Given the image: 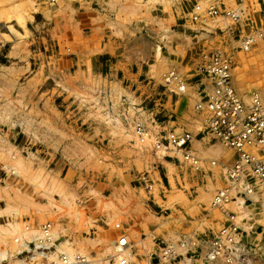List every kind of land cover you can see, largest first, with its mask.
I'll return each instance as SVG.
<instances>
[{"label": "rangeland", "instance_id": "374dc122", "mask_svg": "<svg viewBox=\"0 0 264 264\" xmlns=\"http://www.w3.org/2000/svg\"><path fill=\"white\" fill-rule=\"evenodd\" d=\"M172 1L176 0H111L117 9L111 30L121 43L112 46L111 58L94 66V61H77L96 53L83 37L92 38L96 24L89 19L85 28L79 21L78 6L88 0H59L54 6L45 0H0V32L7 33V26L11 34L2 39L14 49L22 47L26 59L45 53L40 14H51L54 57L48 76L52 81L47 83L39 60L36 65L26 62L27 74L16 81L7 79V73L0 76V253L10 256L0 264H46L43 258L30 260L29 249L21 247L22 243L28 247L45 224L57 235L52 244L69 243L57 252L99 258L113 254L119 225L129 235L131 262L158 264L159 247L178 245L184 237L197 244L206 242L231 213L241 228L244 248L233 264H264V194L257 190L249 197L238 185L223 209L213 208L214 198L228 185L226 168L234 164L236 154L202 137L194 101L185 96L189 89L179 93L164 81L172 70L161 58L160 46L166 39L173 45L176 38L171 29ZM201 1L199 6L207 8L217 3ZM225 4L228 10L244 11L246 19L264 15V0H225ZM179 6L191 21L199 14L193 12L194 0H180ZM29 20L32 25L25 28ZM218 20L206 21L208 37L216 39L199 43L192 49L193 58L204 50L208 53L203 59L221 50V37L230 40L228 25ZM218 27L227 37L215 33ZM9 46L0 48V69L13 78L15 65L4 59ZM262 49L257 53L254 48L244 67L238 66L235 80L248 81L250 87L257 79L264 81L255 64L256 58L264 57ZM153 52L158 55L155 60ZM113 59L132 64V71L140 74L138 80L118 76L119 86L110 83ZM137 126L146 129L145 137L137 133ZM173 131L192 136L197 167L169 147L156 148ZM127 176L132 183L126 184ZM143 176L150 187L141 181ZM174 263L228 264L206 261L200 249L182 253Z\"/></svg>", "mask_w": 264, "mask_h": 264}, {"label": "built area", "instance_id": "2783aa9c", "mask_svg": "<svg viewBox=\"0 0 264 264\" xmlns=\"http://www.w3.org/2000/svg\"><path fill=\"white\" fill-rule=\"evenodd\" d=\"M59 0H45V3L54 6ZM197 0H194L193 12L199 10ZM243 11L218 10L211 8L205 17L193 15L192 21L206 22L210 18H218L228 25L230 44H237V49L243 53H250L254 46L264 42V32L254 29L247 37L240 36ZM234 48L230 52L216 50L209 54L204 63L193 72L191 80L183 81L175 71L165 76V83L177 92L184 93L187 88L197 87L198 100L194 110L201 121L200 134L208 137L215 143L221 144L236 154V160L231 167L226 168L227 187L220 191L213 201V208L223 209L238 185L243 186L244 195L254 196L256 191L264 194V84L245 89L234 85V72L239 64L233 61ZM137 133L146 136V129L137 126ZM199 134V135H200ZM159 140L156 148L169 147L180 154L184 161L197 167L199 160L192 154L193 138L189 133H168L163 142ZM146 187V176L141 178ZM238 193V192H237ZM240 194V193H238ZM226 221L219 232L212 239L201 242L192 241L184 237L178 245L164 244L158 249L156 259L158 264H175V260L190 250L200 249L206 261L213 263L224 261L233 264L243 254L241 245V228L234 214H228ZM116 229L118 235L112 243L113 254L107 258H99L92 254L66 255L62 252L51 253L55 243H51L52 226L45 224L35 232L31 243L33 249L26 252L31 254L30 260L48 261L46 264H137L133 259L132 245L126 231ZM30 231L29 228L26 229Z\"/></svg>", "mask_w": 264, "mask_h": 264}, {"label": "crops", "instance_id": "0c3cea01", "mask_svg": "<svg viewBox=\"0 0 264 264\" xmlns=\"http://www.w3.org/2000/svg\"><path fill=\"white\" fill-rule=\"evenodd\" d=\"M179 2L180 0L172 1L171 5L169 6V10H171V12L173 13V16H172L173 24H172L171 29L173 30L174 32L173 35L176 38L174 40L173 45L169 44L167 39L162 43V45L160 46L161 47L160 56L161 58H163V60L169 63L168 66H169L170 71L171 70L175 71L177 75L183 81H188V80H191L194 76V73L192 72H194L199 65L204 63L205 58L204 59L201 58L203 53L204 52L205 54L208 53L207 51L204 50L200 54L196 55L195 58H193L194 54L192 52V49L196 48L199 43L205 44V42L203 41L204 40L206 41V38H213L212 37L213 35L208 37V34H209L208 33V23L209 22L206 23V22H203L202 20L198 22L191 21V19L187 18L188 16L185 15L183 10L179 6ZM199 2H202V1L197 0L198 5H199ZM216 2H217L216 4L215 3L211 4L209 8L218 9L220 11L228 10L225 4V0H216ZM112 5H113V8H111ZM115 6L116 5L112 4L111 0H88V3H85L84 6H81V7L78 6L80 23L84 22V27L86 28L90 26V23L87 21H89V19H93V22L96 24V27L94 30L95 32L93 35H91L92 38H88L90 37L88 35L83 36L85 40H88L89 42H91V44L94 45L93 49H94V53L95 52L96 53L94 54V57H91V58L89 57L79 58L78 57L77 61H80V59H83L85 61H91V62L94 61V66H97L98 64L99 66H101L102 60L108 57L111 58V56L108 53L112 50V46L121 43L120 40L117 39V36L111 30V27L113 26L114 20H115V11H117V9H114ZM201 7L199 8L198 12L200 14V17L202 18L209 8H207L206 6L205 7L203 6L204 8L203 7L201 8ZM82 13H84V15ZM244 15L245 13L243 11V16ZM243 16H242V19H243ZM40 18L42 22L40 29L43 30L45 28L43 30L45 31V33L41 32V36H40V39L42 40V45H45V53H41L40 56L38 54L36 55L34 54L33 58H31V59H34V62H32L31 59H26L27 55L25 54V51L23 50L22 47L19 49H14L13 46L10 45V42L2 39L4 35L11 36L9 30L7 29V26L5 27L7 33L2 34V32H0V48L10 45L9 49H7L5 52L4 59L7 60L8 64L15 65L13 66V68L11 67L14 73L13 78L9 76L8 72L5 69L4 70L0 69V76H3L5 73H7L8 75L7 79H13L14 81H16L18 78L21 77L23 72L24 74H27V72L25 71V69H27L25 65L26 62H29L30 65H33V64L36 65L37 61L39 60L40 62H42V66L45 67L44 74H43L45 80L43 81L45 83H47L49 80L52 81V77L48 78V76L50 75L52 76V66H53V59H54L53 54H52L53 43H52V38H51L52 28H53L52 19H51L52 16L48 12H42L40 14ZM212 19H216V18H212ZM249 19L251 20V23L248 24L246 22L247 20L250 21ZM31 20L27 22V24L25 25V28H27V25H32ZM33 23L36 24V21H34ZM254 29L264 32V15L261 16V15L251 14L249 15V18L247 17V19L244 16L243 24L240 28V36L247 37L252 33ZM214 30L216 34L224 33V32L222 33L223 30H221L219 27L215 28ZM224 36L227 37L226 35ZM215 39L216 38H213V40ZM225 39L229 40V36L227 38L221 37V44L223 46L222 48L220 47L221 51L230 52L232 51V48H234L233 61L239 64L241 68L244 67L242 65H244V62L247 61L248 59L247 57L248 55L252 53V51L250 53L243 54L237 49L238 47L237 44H234V43L230 44L229 43L230 40L227 43ZM263 45H264V42L260 43L257 46H254L252 50L255 48V51H257L258 53L262 49L261 46ZM258 48L259 49L261 48V49L259 50ZM48 50H51V53H48ZM262 50L264 51V46ZM98 52H102V53H98ZM260 55H262V53ZM263 56H264V53H263ZM151 57L153 58V60L158 58L157 52H153ZM259 58L255 59V64L256 66L259 67L260 72L262 73V76L264 77V57L261 59ZM146 60L147 61L150 60V55L146 57ZM131 65L129 66L128 62L124 60H119V59L111 60L110 65H109V69H110L109 74L111 76L110 83L113 82V84L119 86V84H121L122 81L119 80L118 76H121L122 80L124 78L138 80L140 74L139 72H133L131 69L132 68ZM186 68H188L189 71H186ZM124 70L126 72H124ZM98 72H99V75L102 76L101 71L99 70ZM249 84L250 82L248 81H244L243 79L241 81L235 80V77H234V85L237 87L242 86L245 89L256 88L264 84V81L263 80L260 81L259 79H257L255 80V82L251 84V87L247 86ZM186 94H188L187 96H189L194 101V104H195V102L198 100L197 87H192L191 89L189 88V91L185 93V96ZM180 133H183V132H180ZM194 149L195 148L192 143V151H194ZM132 181H133L132 178L130 179L128 178V176L126 177V184H130L132 183Z\"/></svg>", "mask_w": 264, "mask_h": 264}, {"label": "bare ground", "instance_id": "6f19581e", "mask_svg": "<svg viewBox=\"0 0 264 264\" xmlns=\"http://www.w3.org/2000/svg\"><path fill=\"white\" fill-rule=\"evenodd\" d=\"M56 238H57V235H55L54 233H53V234L51 233V243H52V239L55 240ZM67 245L69 246V243H67V242H66V243H63V242H62V243H60L59 245H56L55 247H56L57 250H59L60 248L62 249L63 246H67ZM21 247L24 248L25 250H26V249H29V250H30V248H28L29 246L27 247V245H26L25 243H22ZM29 250H28V251H29ZM61 251H62V250H61ZM64 251H65V250H64ZM64 251H63V252H64ZM7 253H8V252H7ZM7 253H5V252H4V253H0V261L3 260V259H5V258H7V257H8V258L10 257ZM68 253H69V252H68ZM64 254H66V253H64ZM66 255H69V254H66ZM48 256H49V255H48ZM69 256H70V255H69ZM15 263H16V264H23V261H16Z\"/></svg>", "mask_w": 264, "mask_h": 264}]
</instances>
